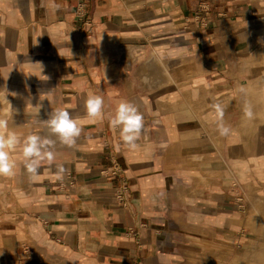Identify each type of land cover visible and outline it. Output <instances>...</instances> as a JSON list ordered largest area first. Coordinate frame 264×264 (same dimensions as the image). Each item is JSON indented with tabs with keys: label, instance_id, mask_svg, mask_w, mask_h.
Here are the masks:
<instances>
[{
	"label": "crops",
	"instance_id": "0c3cea01",
	"mask_svg": "<svg viewBox=\"0 0 264 264\" xmlns=\"http://www.w3.org/2000/svg\"><path fill=\"white\" fill-rule=\"evenodd\" d=\"M252 1L88 0L86 17L78 20L77 0H0V92L6 101L30 109L20 121L31 123L32 132L40 130L31 120L29 99L45 108L38 120L64 108L83 121L77 144L57 142L56 159L42 164L39 181L30 180L24 168L16 190L2 194L0 263L225 264L247 233L243 210L236 207L248 203L247 183L264 197V130H255L247 142L248 122L264 125V81L249 83L254 71L244 67L257 40L243 24ZM23 58L33 65L20 66L29 64ZM181 58H191L193 67L182 66ZM152 61L158 65L148 66ZM175 74L195 80L193 93L184 92L186 101L168 98ZM202 86L208 101L199 113ZM240 86L245 94L237 91ZM89 93L104 98L103 122L86 118ZM121 100L134 103L145 120L134 151L108 125L107 116ZM220 102L232 129L228 137L218 134L213 119L211 105ZM245 103L252 106L251 119L244 117ZM44 130L41 135H49ZM217 160L223 161L222 184L216 180ZM113 161L129 184L126 208L113 198L117 180L102 174ZM61 163L66 171L56 179ZM201 172L207 182L200 181ZM254 197L246 221L257 236L264 201ZM258 242L263 240L243 243L239 252L249 245L262 250Z\"/></svg>",
	"mask_w": 264,
	"mask_h": 264
},
{
	"label": "clouds",
	"instance_id": "9594fccd",
	"mask_svg": "<svg viewBox=\"0 0 264 264\" xmlns=\"http://www.w3.org/2000/svg\"><path fill=\"white\" fill-rule=\"evenodd\" d=\"M41 67V75L43 65L37 62ZM44 76V75H42ZM46 77V76H44ZM47 78V77H46ZM147 83V78H145ZM240 94H245L246 89L240 86L237 90ZM40 101L45 98L39 97ZM31 105V120L42 123L47 129L49 135H41L39 132H31L21 137L18 133L9 127V119L0 117V176L13 177L16 174L17 162L13 158L14 153H19L23 157V166L32 181L40 180V169L43 161H47L51 165L56 159L55 147L57 142L62 146L74 147L78 138L82 133L83 121L74 118L70 112L64 108H56L47 114L46 120H38L42 104L35 106L31 104L29 99L26 102ZM10 104V103H9ZM11 105V104H10ZM86 118L89 122H103L106 118L105 101L103 96L89 93L85 100ZM213 119L216 124V130L221 137H228L231 132V126L224 121L225 108L220 103H213ZM12 109V106H11ZM244 117L251 119L253 110L250 104L245 103ZM15 110L12 109V117ZM107 121L109 127L113 131H118L119 140L129 150H136L139 145L138 141L144 131H146L145 120L143 114L138 107L128 100H121L115 109L114 115H108ZM52 137H55L53 139ZM56 179H62L66 169L64 165L56 164Z\"/></svg>",
	"mask_w": 264,
	"mask_h": 264
},
{
	"label": "rangeland",
	"instance_id": "374dc122",
	"mask_svg": "<svg viewBox=\"0 0 264 264\" xmlns=\"http://www.w3.org/2000/svg\"><path fill=\"white\" fill-rule=\"evenodd\" d=\"M249 11L250 12L248 14L247 19L245 21L243 20V22H245L243 24H245V27L248 28V33L256 35V39L257 40L250 46V50H248L249 51L248 54H247L248 57H247V59H245V61L246 60L248 61L247 62L248 66H244L245 65L244 62H243V66L244 67H250L251 68L250 70L254 71L253 72L254 75L249 77V81H248L249 83L250 82L261 83L262 81H264V0H253L252 1V7L250 8ZM181 59H183V61H184V63H182V66H185V67H188V68L189 67H193V65H192L193 61H192L191 58H187V59L181 58ZM24 61H29V64H28V62H23V63H19V65L23 66L25 68L27 67L26 69H28L30 66L33 65V64H30V63H33V62H30V60L28 58L27 59L25 58ZM26 69H24V70H26ZM14 72H15V70H14ZM190 74H187V75L186 74L185 75L184 74H175L174 75L173 80L171 82H168V85L166 87L167 90H168V92H167L168 98H170V96H171L173 99L174 98H178V99L179 98H181V99L183 98V101L187 100L185 98L184 92H185L186 89L191 91L192 83L195 81L193 79V77L191 78V76H189ZM0 79H1V76H0ZM164 83H166V82H164ZM174 83L177 84L178 87L176 86L177 89H173V90L170 91L169 88ZM179 87H181V89ZM9 93L14 95L12 92H9ZM252 93H253V91H249V94H252ZM216 97L218 99V95H216ZM0 98H1V100H0V117L8 118L9 119V127L13 128L18 133V135H20L21 137H24V136L30 134L32 132V129H31L32 124L20 121L22 118H26L25 113L27 111H30V109L26 108V107L17 106L15 101H13V102H15V104H11L10 105L8 103V101H6L5 92H2V93L0 92ZM14 98H16V97H14ZM197 98L200 101H201V99H203V101H201V105L199 107V113H201L202 110L207 107V106L206 107L205 106L202 107V104L206 105L207 101H208V91H207L206 87L202 86L200 88V90L197 91ZM220 104L223 105L224 103L220 102ZM11 106H12V109L15 110V114L13 115V117H12ZM181 106H182V109H185L187 107L186 105H184V106L181 105ZM43 109H45V108L44 107L41 108V115L44 116L46 113L42 112ZM179 109H181V108H179ZM42 117H41V120H43ZM248 126L251 129H249V132L247 133V140L248 141L247 140L246 141L248 142V145H250V143L253 142V140H254L253 136L255 137V132L257 130L258 131L264 130V125H260V127L259 126H253L252 123L248 122ZM256 127H258V128L256 129ZM38 130H40L39 131L40 134H41V131L44 130V125L42 123H39ZM45 134H46V132H45ZM263 141H264V139H263ZM247 142H245V143H247ZM246 145H245V147L248 146V145L247 146ZM215 146H216L217 150H220V141H219V139L215 140ZM203 150L205 152L206 149H203ZM247 150L250 151V147L249 148L247 147ZM233 151H234V149H233ZM204 152L203 153L201 152L202 153L201 157H204V159H202L203 162H205L206 158H208V157L205 156L206 154H204ZM203 154H204V156H203ZM13 158L17 162L16 174L13 177H3L4 180L2 182H0V199H1L2 194L7 193L8 190H10V191L14 190L15 191L16 188H15L14 184H15L16 178H18L19 176H24L25 175V171H23L24 170V166H23V163H22V161H23L22 155H20L19 153H14L13 154ZM217 162H218V160L215 163L216 177H217L216 180L219 181L222 184L223 174L224 173L220 172L219 170L221 168V165H223V161H219V162L222 163L221 165L218 164ZM46 163H48V162L47 161H43L42 162V164H46ZM197 171H194V174H196L195 172H197ZM201 175H202V178H201L200 181L207 182V177L206 176L208 174L207 173L204 174V173L201 172ZM9 179H11V182H9ZM5 180H7V181L5 182ZM7 183L12 185V187H9V186L5 187L4 185H7ZM18 189H20V190L24 189V191H26L24 187H21V188H18ZM27 189H31V187H28ZM245 193H246V199H247L248 203L247 204L243 203L241 205H236V207L237 208H241V210H243V213H240L241 214L240 216L242 218L243 224H244L243 220L245 218L244 230L247 233H244L245 235L240 240V242H237L236 246H234L233 248H231L229 250L230 257L227 258V256H226L224 258V259H226L225 264H228L232 258H233V261L235 260V255L237 254L238 250L240 249V246L243 243H247V242L253 241L254 239L263 240V242H258L257 243V245L261 244V246H263V249L262 250H255L250 245L248 247L246 246L245 250L243 252L248 254V255L244 256V258L241 260V262L239 261V264H242L243 262H246V261H247V264H264V226H263V222L260 219L257 220V224H259L261 226L259 227V230H258L259 231L258 232L259 235L255 236V234L253 232V229L251 230V228H250V220L246 221V218L248 216H251L252 213H253V211H252V209L250 207H251L252 201L255 198L254 196H256V195H257V197L259 196L257 199H259L261 202L264 201V197L257 193V187L251 181H249L247 183V189H245ZM216 251H218V249ZM217 253H221V252H217ZM221 255H222V253H221ZM247 256L249 258H247ZM261 256H262V262L259 261V258ZM217 258L220 259V255H218ZM201 262L203 264L204 259L201 260ZM0 264H2V263H0ZM207 264H212V261H209ZM233 264H235V263H233Z\"/></svg>",
	"mask_w": 264,
	"mask_h": 264
},
{
	"label": "built area",
	"instance_id": "2783aa9c",
	"mask_svg": "<svg viewBox=\"0 0 264 264\" xmlns=\"http://www.w3.org/2000/svg\"><path fill=\"white\" fill-rule=\"evenodd\" d=\"M87 1L88 0H77L76 7H75V16L78 20H83L86 17ZM102 174L105 176H111L117 180V185L113 192V198L116 204H118L122 208L129 207V204H130L129 184L119 164L116 161H113L111 167L106 170H103ZM44 223L46 222L44 221ZM131 232L132 231L130 230L128 234H130ZM133 235L135 236V233H133ZM131 264H139V263L134 261Z\"/></svg>",
	"mask_w": 264,
	"mask_h": 264
},
{
	"label": "bare ground",
	"instance_id": "6f19581e",
	"mask_svg": "<svg viewBox=\"0 0 264 264\" xmlns=\"http://www.w3.org/2000/svg\"><path fill=\"white\" fill-rule=\"evenodd\" d=\"M158 64H156L155 63V61H152V62H150V63H148V66H157ZM240 250V249H239ZM239 250H238V254H237V257H236V259H235V264H239V261L241 262V259L244 257V256H246V255H248V254H244V253H241V252H239ZM247 258H249L248 256H247Z\"/></svg>",
	"mask_w": 264,
	"mask_h": 264
}]
</instances>
